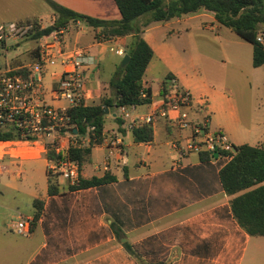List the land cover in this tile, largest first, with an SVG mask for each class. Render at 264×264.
<instances>
[{
  "label": "crops",
  "instance_id": "crops-1",
  "mask_svg": "<svg viewBox=\"0 0 264 264\" xmlns=\"http://www.w3.org/2000/svg\"><path fill=\"white\" fill-rule=\"evenodd\" d=\"M55 1L95 18L121 19L115 0ZM37 2L45 5L46 0H0V23L37 20L43 30L53 26L57 16L49 5L43 11L35 10ZM116 11L120 15L117 18ZM182 17L154 22L143 28L141 37L155 52L146 70L148 79H143L144 86L152 91V100L131 109L132 116L159 111L164 101L163 85L170 75L193 95L194 109L190 112V119L196 121L210 116L211 129L222 130L235 146L239 138L237 132L250 133L252 129L242 125L232 112L227 122L212 119V115L216 116L225 105H229V98L214 90L215 95L209 101H203L200 98L203 93H193L170 68V55L160 37L164 32L174 31L172 26L181 23ZM196 17L209 19L212 25L204 23L206 29L222 30V24L213 13L201 11ZM66 28V49L85 48L95 61L86 70L91 95L87 105L99 103L103 96H112L110 81L117 60H110L112 68L107 77L103 76V65L109 60V53L121 58L114 50L122 48L126 51L132 36L96 39L101 29L94 30L81 22L70 23ZM89 32L93 34L91 38ZM24 41L35 42L36 45L27 49L34 61L38 56V40L28 38ZM5 44V48L1 47ZM21 45L22 41L15 40L0 43V53L10 47L17 49L14 58L5 57L0 62V72L17 70L28 64L21 57ZM63 72L61 64L50 68L44 89L37 91V99L56 108L68 106L66 101L57 100L52 93ZM143 106L147 108L143 109ZM117 111L121 115L117 107L109 109V114L105 115L104 142L92 149L80 172L86 179L102 177L109 172L116 177L115 182L76 191L69 190L68 184H59V193L49 195L50 162L41 146L32 148L38 152L36 156L6 158L8 182L4 187L9 192L0 190V211L21 210L19 205L25 219L32 220L34 202L40 200L43 213L36 229L26 237L13 230L5 215L0 216V264H264V236L253 237L240 226L232 213L231 197L226 194L220 179V171L230 158L218 155L203 162L200 158L202 152L185 151L181 155L179 148L188 145L193 130L171 122L178 112L170 111L169 117L157 114L151 124L153 141L139 143L134 140L133 131L126 129L125 121ZM109 120L111 125L108 127ZM83 138L84 147H88L90 138ZM72 141L67 139L69 144ZM116 141H120L117 149L114 146ZM38 160H44L48 166L45 189L32 186L27 180L18 182L27 173L26 164ZM11 192L17 203L14 208L7 203Z\"/></svg>",
  "mask_w": 264,
  "mask_h": 264
},
{
  "label": "trees",
  "instance_id": "trees-1",
  "mask_svg": "<svg viewBox=\"0 0 264 264\" xmlns=\"http://www.w3.org/2000/svg\"><path fill=\"white\" fill-rule=\"evenodd\" d=\"M57 16L53 26L43 30L37 20H27L35 24V31L29 38L38 40L42 33L49 34L55 29L66 28L70 23L81 22L94 30L101 29L96 39L109 40L116 37L132 36L125 54L130 61L125 67H119L110 81L113 95L103 96L99 103L72 106L69 116L74 126L72 133L77 137L90 138L88 147L72 146L68 157L82 171L88 162L92 149L104 142L106 108L112 110L121 106H141L151 103L152 91L143 83L146 70L155 52L141 37L143 28L154 22H168L174 18L197 14L201 11L211 12L216 20L239 35L244 41L253 45V64L255 67L264 65V48L257 41L260 28L264 26V0H115L121 19L118 21L103 20L75 12L54 0H46ZM143 18V22L136 23ZM17 71L15 73H19ZM168 78H171L169 75ZM146 93L147 97H142ZM77 129V134L74 133ZM136 142H152L154 131L151 124L137 126L133 130ZM12 135L0 130V140L10 139ZM235 154L219 152V157L233 155L232 159L220 171L223 188L231 197V208L234 218L251 236H264V145L252 146L243 144L234 146ZM48 160H60L62 155L53 151L46 154ZM201 161L214 159V153L202 152ZM58 175L48 171V193H59ZM114 175L106 172L104 176L86 179L80 175L75 185H69L71 191L88 189L115 182ZM35 214L31 221L33 232L43 213V202L35 200ZM117 234H120L116 230ZM130 250V248L128 247ZM162 264V263H159Z\"/></svg>",
  "mask_w": 264,
  "mask_h": 264
},
{
  "label": "built area",
  "instance_id": "built-area-1",
  "mask_svg": "<svg viewBox=\"0 0 264 264\" xmlns=\"http://www.w3.org/2000/svg\"><path fill=\"white\" fill-rule=\"evenodd\" d=\"M34 31L33 22L0 23V43L26 40ZM67 32V28H60L49 34L45 33L37 41L38 56L34 61L17 70L0 72V130L12 135L10 139L0 140V175L8 171L7 157L36 156L38 152L32 148L39 145L45 155L49 151L62 155V159L58 161L49 160L51 171H61L69 185H75L79 181V166L69 159L68 154L70 147H84L85 143L83 137H77L72 133L74 126L68 110L72 106L87 105L91 99L87 88L86 70L95 61L85 48L66 49L64 37ZM257 41L264 48V32L258 33ZM114 51L119 56H125L122 48ZM58 64L63 66L64 72L52 93L57 100L68 103L67 107L62 108H56L36 97L37 91L44 89L45 78L50 68ZM17 71L20 72L15 73ZM162 91L164 101L158 112L133 117L131 109L136 106L119 107L126 129L133 131L139 125L153 124L157 114L169 117V112L175 111L179 115L171 118V122L182 128L191 127L193 130L188 145L179 148L181 155L185 151L214 153L216 148L218 152L235 154V148L228 136L222 130L211 129L210 116L196 121L190 119V112L194 109V98L177 79L168 78ZM142 97H147V94L143 93ZM68 138L73 139L71 144L67 142ZM119 144L120 141L114 143L116 149ZM16 149L18 150L15 151ZM114 152L115 149L109 154L112 155ZM227 157L231 160L233 155ZM31 221L20 218L12 223V228L20 236H29L32 232Z\"/></svg>",
  "mask_w": 264,
  "mask_h": 264
},
{
  "label": "rangeland",
  "instance_id": "rangeland-1",
  "mask_svg": "<svg viewBox=\"0 0 264 264\" xmlns=\"http://www.w3.org/2000/svg\"><path fill=\"white\" fill-rule=\"evenodd\" d=\"M91 1L114 2L111 0ZM41 2L34 5L35 10L43 11L48 6L46 2L45 5H42ZM118 16L120 15H117L116 11V18ZM118 20L120 18L111 21ZM141 20L143 22V18H141L136 23L141 22ZM204 23L212 25L208 18H197L196 14H191L182 17L181 23H175L172 26L174 31L170 30L162 34L160 40L165 42V48L170 55V68L178 73L181 80L190 87L193 93H203V96L200 97L203 101H209L208 99L215 95L214 90H219L229 98V105H225L224 110L216 116L212 115V119L214 118L217 122H227L230 120L228 117L232 112L239 117L242 125L252 129L250 133L237 132L239 138L236 140L235 146L243 144L264 145V65L261 67L254 66L253 45L244 41L234 31L223 25H221L222 30L206 29ZM260 32H264V26L260 28ZM92 35L91 32L88 33V37L91 38ZM34 45L36 44L33 41H22L20 53L27 63L32 62L30 52L27 49H31ZM1 47L5 48L6 44ZM16 51L17 49L11 47L4 49L0 53V62H3L5 57L14 58ZM111 54L109 53V60L103 65L104 77L108 76L110 68H112L110 60L113 58L117 60L114 75L122 66L124 57H112ZM147 79L145 73L144 80ZM142 108L145 109L147 106ZM117 114L120 115L118 111ZM109 125H111L110 120L107 121V126L109 127ZM47 167L44 160L28 162L25 166L27 173H24L23 179L18 182L25 183L27 180L32 183V186L45 189L47 186ZM60 172L55 170V173L59 174V184L67 185L69 182ZM7 175L8 173H5L4 176L0 177V190L9 192L4 187L8 182ZM8 194L10 200H7V203L14 208L17 203L13 200L12 192ZM20 199L18 202L21 201ZM18 207L21 210L0 211V216L5 215L6 221L10 223L16 222L20 217L25 219L22 207L19 205Z\"/></svg>",
  "mask_w": 264,
  "mask_h": 264
},
{
  "label": "water",
  "instance_id": "water-1",
  "mask_svg": "<svg viewBox=\"0 0 264 264\" xmlns=\"http://www.w3.org/2000/svg\"><path fill=\"white\" fill-rule=\"evenodd\" d=\"M55 30V28H53ZM45 32L42 33V35H44ZM130 61V56L125 54L124 58H123V61H122V67H125ZM104 115H107L109 114V108H106L103 112ZM74 133L77 134V129H74ZM219 153H218V149L216 148L215 149V152H214V156L215 157H218Z\"/></svg>",
  "mask_w": 264,
  "mask_h": 264
}]
</instances>
